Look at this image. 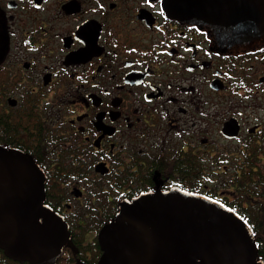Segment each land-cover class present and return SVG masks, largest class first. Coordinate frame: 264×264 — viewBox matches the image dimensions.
<instances>
[{
	"label": "flooded vegetation",
	"instance_id": "obj_1",
	"mask_svg": "<svg viewBox=\"0 0 264 264\" xmlns=\"http://www.w3.org/2000/svg\"><path fill=\"white\" fill-rule=\"evenodd\" d=\"M261 16V0H0V146L45 173L42 192L0 168V213L35 196L68 224L53 264H95L121 201L183 192L246 219L264 263V29L219 26ZM0 264L32 263L0 247Z\"/></svg>",
	"mask_w": 264,
	"mask_h": 264
},
{
	"label": "water",
	"instance_id": "obj_2",
	"mask_svg": "<svg viewBox=\"0 0 264 264\" xmlns=\"http://www.w3.org/2000/svg\"><path fill=\"white\" fill-rule=\"evenodd\" d=\"M219 26L243 38L264 29V16L249 25ZM0 168L13 169L27 178L22 185L43 192L45 173L30 153L0 146ZM30 201L26 215L0 213V247L19 261L53 264L69 239L68 224L35 196ZM97 237L102 252L95 264H264L246 219L219 201L183 192L121 201Z\"/></svg>",
	"mask_w": 264,
	"mask_h": 264
}]
</instances>
